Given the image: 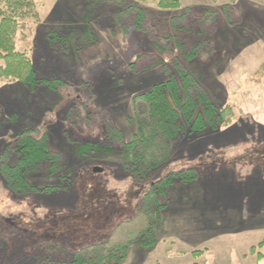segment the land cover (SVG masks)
I'll list each match as a JSON object with an SVG mask.
<instances>
[{
	"label": "rangeland",
	"instance_id": "obj_1",
	"mask_svg": "<svg viewBox=\"0 0 264 264\" xmlns=\"http://www.w3.org/2000/svg\"><path fill=\"white\" fill-rule=\"evenodd\" d=\"M36 1L41 22L35 24L26 42L18 44L19 49L29 52L39 78H61L66 85L57 95L53 83L31 88L21 81H0V164L15 134L23 128L34 130L37 137L49 135L50 148L63 154L65 168L50 177L48 165L44 166L29 175L32 184L60 186L61 175L70 176L75 183L68 193L55 191L22 199L0 181L2 262L21 263L40 242L80 249L104 241L111 234L107 235L106 227L109 220L113 223L114 209L127 213L125 203L140 198L142 202L145 187L133 183L118 154L123 145L110 144L105 128L110 122L123 131L125 142L132 140L136 126L128 118L134 117L133 97L168 81L180 65L222 84L229 100L241 109L239 121L247 119L248 130H244L245 137L239 136L235 125L217 136L196 134L179 140L171 164L154 172V179L182 166H198L201 173H207L208 191L202 192L201 207L193 211L202 212L211 222L205 225L208 231H202V237L209 240L190 241L197 227L173 220L172 232L186 241H178L177 246L161 243L154 251L134 245L123 264H164L168 245L182 251L176 256L183 258L167 264H264V258L258 257V253L264 254L263 248L251 252L264 242V138H257L258 127H264V85L246 80L247 73H255L264 63V0H238L236 4L230 0H180L182 8L176 10L160 9L157 0H148L143 3L146 14L138 21L139 29L124 32L115 24L113 32L111 21L93 22L89 29L100 37V43L91 47L78 42L87 29L78 12V0ZM187 8L192 10L190 20L176 30L173 19ZM205 11L218 12L217 25L202 28L198 19ZM54 33L71 40L55 41L51 39ZM210 36L216 38L218 49L212 55L206 52L188 59L186 52L192 42ZM222 55L223 65L210 71ZM205 141H209V149L201 155ZM84 143L108 146L117 154L83 159L75 147ZM246 191L253 204L239 200ZM199 194L195 191L194 196ZM115 196L123 200L113 203L118 202L113 201ZM191 251L205 253L189 259Z\"/></svg>",
	"mask_w": 264,
	"mask_h": 264
},
{
	"label": "trees",
	"instance_id": "obj_2",
	"mask_svg": "<svg viewBox=\"0 0 264 264\" xmlns=\"http://www.w3.org/2000/svg\"><path fill=\"white\" fill-rule=\"evenodd\" d=\"M147 1L78 0L80 18L85 26L87 25L78 42L85 47L100 43V37L92 28L89 29V26L97 21H111L109 28L113 32L115 24L120 25L124 32L132 27L139 29L138 21L146 14L143 3ZM230 1L236 4L238 0ZM157 5L164 10L182 8L180 0H157ZM225 8L230 9L228 5ZM191 11L187 8L180 17L173 19V27L176 30L190 20ZM40 22L41 14L36 0H0V81H21L31 88L47 82L53 83L52 86L58 95L60 87L65 86L66 82L61 78L52 81L39 78L29 52L20 50L18 46L20 42L27 41L35 24ZM198 22L202 28L217 25L218 12L205 11L199 16ZM54 34L55 37L51 39L55 41L69 43L71 40L69 37ZM217 49L216 38L210 36L206 40L193 41L192 48L186 52V56L192 60L206 52L212 55ZM221 58L210 67V71L223 65L225 55ZM178 68L177 73L168 81L155 84L150 91L133 97L134 117L128 118V122L136 126L132 140L125 142L123 131L110 122L105 128L110 144L115 142L123 145L118 154L133 183L145 187L143 200L135 214L114 227L104 241L80 249H71L54 241L40 242L19 264H123L134 245L149 250L157 246L171 188L178 183L195 182L202 176L198 166H190L163 172L159 178L154 179V172L168 166L172 161L175 142L196 134L217 136L235 125L238 126L239 136L245 137L244 130H248V125H245L247 119L239 121L241 109L229 100L228 91L222 84L215 79L209 81L203 75L199 76L190 70L182 69L180 65ZM246 78L247 82L264 85V63L255 73H247ZM237 122L244 123L236 124ZM258 128L260 133L257 134V138L263 139L264 127ZM242 130L245 133H242ZM33 131L24 128L19 130L3 152L0 181L10 193L20 195L22 199L43 194L45 196L55 191L70 192L75 183L70 176L61 175L60 186L40 188L30 181L29 175L44 166L48 165L50 177L59 174L65 168L63 154L50 148L49 135L37 137ZM75 148L83 159L88 156L94 157L95 154H117L108 146L101 147L94 143L76 145ZM69 174H72V171H69ZM259 248L264 249V242L252 247L251 252L258 253ZM204 253L205 251H194L191 255L198 258ZM182 254L173 245L166 251L167 256ZM258 257L262 259L264 254L258 253ZM0 264H4L1 259Z\"/></svg>",
	"mask_w": 264,
	"mask_h": 264
},
{
	"label": "crops",
	"instance_id": "obj_3",
	"mask_svg": "<svg viewBox=\"0 0 264 264\" xmlns=\"http://www.w3.org/2000/svg\"><path fill=\"white\" fill-rule=\"evenodd\" d=\"M53 23L55 25H57L56 20H54ZM208 146H209V141H205L203 144V148L201 149V151L203 152L201 155L206 154V151L209 149ZM174 151L175 150H173V152ZM173 155H174V153H173ZM182 167L185 168L184 166H182ZM203 168H206V166L204 165ZM207 177H208L207 173L203 172L202 176L199 180L192 182V183H189V184L178 183L171 188L170 196H169L170 202H169L168 207L164 211L163 228L159 234V242H158L157 246L155 247V249L157 247H159V245L161 243H163V246H167L168 242H172V243L176 244V246H177L178 241H186V239L185 240L182 239L184 236L182 237V236H180L179 233H173L172 232V226L171 225L173 224V220H180L182 222L181 224L186 223L190 226L193 224L197 227V231L196 232L193 231L192 238H191L192 240H190V241L198 240L199 242H202V241L205 242V241L209 240V239L202 237V231H204L205 229H206V231H208L207 230L208 228H206L205 225L207 226V224H211V222H207V217L202 212H200L201 213L200 214V213H195L193 211L194 207H196V208L201 207V201L203 200V196H204V193H202V192L208 191V189L206 188L207 185H205V183H207ZM190 186H198V187H196L195 189H192V188H190ZM195 191H198L200 194L198 196H194ZM248 195H250V194H248L247 191H246V193L242 192V195L239 197V200L240 201H242L243 199L248 200V202L253 204L254 200L251 199L252 197H250V196L248 197ZM140 199L134 203H129L130 201L125 203V209H126V207L129 208L127 213H125L124 211L122 212V209H120V208L114 209L117 212L114 213L113 223L112 222L110 223V220H109V222L106 221L109 223V226L106 227V230H108L107 235H109L111 233L114 226L117 225L120 222V220L130 218L135 214L137 207L141 203ZM121 200H123V199H121ZM121 200L118 197H116V199L113 201H118V202H113V203H120L119 201H121ZM106 202H107V200H106ZM198 206H200V207H198ZM200 227H202L203 229H201ZM169 248H170V246L168 245V247L165 248V252L167 250H169ZM154 250H152V251H154ZM180 252H182V251H180ZM192 252L193 251H191V253ZM164 256H166L168 258V259H165L164 264L165 263L167 264L168 261L170 262V261H173L175 259H179L180 257L183 258L182 256H176V255L167 256L165 254ZM186 258H188V256ZM190 258H193V256L190 255L189 259Z\"/></svg>",
	"mask_w": 264,
	"mask_h": 264
}]
</instances>
